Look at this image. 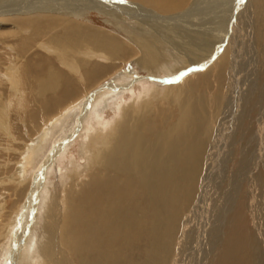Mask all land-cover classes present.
Masks as SVG:
<instances>
[{
  "label": "bare ground",
  "instance_id": "6f19581e",
  "mask_svg": "<svg viewBox=\"0 0 264 264\" xmlns=\"http://www.w3.org/2000/svg\"><path fill=\"white\" fill-rule=\"evenodd\" d=\"M232 3L0 0V29H11L0 32V54L9 59L0 78L14 87L16 103L26 100L21 80L37 73L31 61L42 66L40 91L64 82L52 99L57 108L40 116L42 131L30 138L22 167L67 119L78 122L75 134L84 127L79 154L87 161L60 168L65 181L48 191L39 222L43 180L36 179L17 229L6 224L1 262L11 253L9 264H264V62L256 69L247 61L238 81L244 70L236 41L241 28L244 46L264 57V0L246 2L253 20L244 28L236 27ZM87 9L117 32L83 20ZM32 49L38 57L22 60ZM127 62L146 76L124 70ZM252 74L261 81L248 80ZM143 78L151 88L123 100ZM9 105L0 109L4 132ZM108 105L115 114L105 120ZM64 132L63 139L75 136ZM13 192L20 203L27 194L25 186ZM29 221L37 223L30 235ZM14 229L18 245L10 252Z\"/></svg>",
  "mask_w": 264,
  "mask_h": 264
},
{
  "label": "rangeland",
  "instance_id": "374dc122",
  "mask_svg": "<svg viewBox=\"0 0 264 264\" xmlns=\"http://www.w3.org/2000/svg\"><path fill=\"white\" fill-rule=\"evenodd\" d=\"M247 1L248 0H233L232 12L235 11L234 12L235 15H233V16L237 22L236 27H237V24L238 25L240 24L242 27L244 26V24H248V22L251 24V22L253 20V18H250L249 15L247 13H245ZM2 18H4V17L0 16V21H2ZM106 19L107 18L103 15L101 16L100 13H98L92 9H87L85 11V19H83V20H85L86 22H89L90 24L98 25V26L103 27L105 29L108 28V29L114 31V29H113L114 27H111L109 24L104 22V21L107 22ZM250 19H252V20H250ZM242 23H243V25H242ZM5 25H8V24H5ZM5 25L3 24V26H5ZM9 26H11V25H9ZM236 27H234V28H236ZM10 30L11 29H9V30H7V29L1 30L0 29V32L1 31H10ZM114 32H117V31H114ZM237 32H238L237 33L238 39H236V41L238 43H240V45L243 46V47L240 46V49H239V51L241 52V56H242V57H240L241 60L239 61V63L241 64L242 71L244 70L242 72V74H240V76H238V81H239L240 79H242V77L245 78V76H247V74L245 73V71H246L245 68H246L247 63H248L247 61L250 60V61L254 62L253 65L257 69V66H259V65L262 66L263 63H261V62H264V57H262L263 55H259V54L255 53V50L252 47H251V49H250V47H246L247 46L246 44L248 43V39H247V37L243 38V35H242L243 32H242L241 28H239V30H237ZM0 36H1V34H0ZM15 41H18L17 38L15 39ZM244 44L246 46H244ZM15 46H17V44H15ZM0 51L3 52L2 54L6 55V53L4 52L3 49H1ZM36 53H37L36 50L32 49L26 53L25 57H22V60H26V59L31 60L33 58V56L38 57V55ZM2 54H0V56H1L0 58H2L1 62H0V71L1 70L4 71L5 65L9 61V59L6 58V56L3 57ZM244 59H245V61H244ZM33 60L36 61V58ZM30 64H31V67H33V68H30L29 71L32 70V72H37V73H35V75L32 76L30 74L31 73L30 72L26 76L27 79L24 78V80H21L20 88L22 87V91L26 92L25 93V99L26 100L24 101V106H19L16 103V95H15V92L13 89L14 87L11 86V83H9V81L3 77L0 78V105H1L0 109L1 108L4 109L3 108L4 106L6 108H7V106H10L9 102H10V104H13V105H11V108L9 107V109H7L8 115H7V119H6L7 120L6 126L8 127V130H7L8 132L7 131L4 132L2 124H0V204L1 203L4 204L5 202H7L5 205H1L2 209L0 211V235H2L0 237V246L4 242V236L3 235H5L4 233H5L6 228H7L6 224L8 222L14 223V228L17 229V227H18L17 224L20 221L18 219L19 215L22 213L23 208L25 207L26 200H27L28 196L30 195L31 191L33 190L36 179L39 181V183H40V181L43 180L42 185L41 186L39 185V187H38V189H40V192L36 195V198L37 197L38 198L40 197V198L35 200V204L37 205V207H36L37 208L36 221L39 222L43 218L42 208L45 206V205L43 206L44 202L47 201L48 191H50V189H52L54 187L63 185V181H65V177L64 178L62 177L63 175H62L61 169L64 168L65 166H69L72 168L73 166L71 164V161L74 160V158H78L77 160L80 162V164H85V162L87 163L86 160H81V157L79 154V152L82 148L81 147L82 146V139H81L82 136L81 135L85 131L84 127L82 129H79V132L77 134H75L76 131L70 130V128L76 129L78 122L74 119V122L72 123L73 125L71 124L70 125L71 127H70L69 123L72 121L67 119V121L64 120L62 122L64 124L60 123L58 125V127H56L57 129H54L55 131L54 130L51 131L54 134L50 132L49 134H47L45 136L46 138H44V139H47V141L43 140L41 142L40 146H38L36 148L37 150L36 149L33 150L28 155V158H27L28 161L26 162L27 165H25L24 168L22 167L23 157H25V155H26V150L32 144V142H31L32 138L31 137L38 138L40 136L39 134L41 132L38 133V131L41 130V128L43 127V122H42V119L40 118V116L45 115V114L47 115V114L51 113L52 109L57 108V107H55L54 100H52V99H54V97H57V95L60 91H61L60 93L62 94V90L64 88V85H63L64 82H62L61 88L59 87L56 91H44V92L40 91L39 86H40L41 81H39V80H40V78H42L41 77L42 75H40V76H38V75L42 69V66H39V63L37 61L35 63H32V61H31ZM130 64H131V62H127L125 65L126 67L123 69L124 70L128 69V67L131 70L132 69H135V70L138 69L133 64H131V66H129ZM53 65H55V64L53 63ZM55 66L58 67V65H55ZM206 66H209V64H207ZM255 68H254V70H255ZM26 72H27V70H26ZM138 74L146 76L145 74H147V73L144 70H140V71H138ZM254 76H255V74L249 75L247 79L250 81L253 80V83L261 81L259 78L254 77ZM141 80L139 81L141 83H139L137 81L132 86V88H134L132 91L126 90L125 93L121 95V97H123V100H129L130 98H132L133 94L139 95V93H141V91L143 90V87L149 88V89L151 88V86H152L151 84H153V83L150 82L149 79L143 78V81H141ZM89 87L90 86H88L87 89ZM76 88H80V87L77 86ZM253 89H251V92L253 91ZM81 91H82V89L77 91V93H80ZM249 92H250V89H248V94H249ZM253 93H255V92H253ZM68 95L70 96L69 90L66 93V97ZM255 95L260 97V92L255 93ZM262 102H264V101H262ZM14 104H15V106H14ZM13 106H14V108H13ZM20 107H22V108H20ZM250 107H251V105L250 106L246 105L245 106L246 111H249ZM114 108L111 105H108L104 111L105 113L102 114V118H104L105 120L106 119L109 120L110 118L114 117V114H115ZM236 108H237V105L234 106L230 112V115L234 114L233 117H236L235 115H237ZM245 108H244V110H245ZM34 114H37L36 116H38V117H33ZM29 116H31V117H29ZM8 120L10 122H8ZM78 120H80V118ZM76 123H77V125H76ZM65 124H66V126H65ZM90 126H91V124L88 125L87 128H89ZM68 127H69V132H72V133L75 132L74 133L75 136L73 135L74 136L73 139H70L69 137H67L66 139H63L64 137L62 135L65 133L64 131H66ZM257 130L260 131L258 126H257ZM62 132H63V134H61ZM263 136H264V131H263ZM65 140L66 141L71 140V141H69V143L66 144L67 146H65V148L58 154L57 153L58 149L61 148L62 142L65 143ZM26 143H27V145H26ZM34 144H35V142H34ZM41 145H43V146H41ZM54 148H56L57 150H55ZM52 153L54 156L52 155ZM49 160H51L50 163H49ZM215 167H217V165ZM23 169H25V170H23ZM216 170H218V169H216ZM216 172H213V173H216ZM20 173L26 174V178H25L26 180H28V178H30V179L28 181H26L25 179L21 180V177H20L21 174ZM43 173H45V174H43ZM19 182H22V183H19ZM236 183L238 184L237 178H236ZM23 186H25L27 194L25 196V199L22 200L23 202L21 201V203H20L19 201L21 200V198L17 197L15 192H13V188L16 190L17 188L20 189ZM21 193L23 196V192H21ZM19 203H20V206H22V208L20 209L21 211L19 212L18 216L17 215L14 216V210L17 208ZM262 220H264V213L262 214ZM31 223H33V225H32V228H31L29 235L31 234V232L35 231V229L37 228V223H35V221H32V222L29 221V223H27V227L30 226ZM15 229L13 230L14 233H12V235H11V246L12 247H10L11 248L10 252L13 251L14 245H15V247L18 245V244H16V242H18L16 239L18 234L15 233L17 231ZM36 234L38 236V232ZM29 235L25 238V240L29 237ZM13 240H15L16 242ZM21 245H22V243H21ZM11 255L12 254L9 253V256H10L9 260L7 259L8 256H4V258L2 259L3 261L2 262L0 261V264H9V262H11L13 259Z\"/></svg>",
  "mask_w": 264,
  "mask_h": 264
}]
</instances>
